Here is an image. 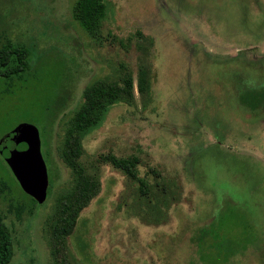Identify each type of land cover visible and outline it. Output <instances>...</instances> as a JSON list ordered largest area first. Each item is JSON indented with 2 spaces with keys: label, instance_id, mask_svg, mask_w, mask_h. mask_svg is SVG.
I'll return each mask as SVG.
<instances>
[{
  "label": "rangeland",
  "instance_id": "1",
  "mask_svg": "<svg viewBox=\"0 0 264 264\" xmlns=\"http://www.w3.org/2000/svg\"><path fill=\"white\" fill-rule=\"evenodd\" d=\"M73 1L0 0V47L29 53L24 70L0 76V136L35 126L46 170L38 198L0 157L7 264H264V0H102L94 35L72 19ZM124 71L130 103L80 136L76 162L97 189L58 242L55 210L73 176L54 150L82 88ZM254 88L255 105L239 101ZM112 159L132 160L133 175Z\"/></svg>",
  "mask_w": 264,
  "mask_h": 264
},
{
  "label": "trees",
  "instance_id": "2",
  "mask_svg": "<svg viewBox=\"0 0 264 264\" xmlns=\"http://www.w3.org/2000/svg\"><path fill=\"white\" fill-rule=\"evenodd\" d=\"M104 3L102 0H74L71 6L72 19L77 25L90 35H94L99 23L103 18ZM144 38V37H143ZM146 39V38H144ZM146 44H139L143 54L147 53V47L151 44L147 40ZM29 56L28 49L22 45L5 44L0 47V76L8 77L26 68V60ZM149 65L144 58H140L137 64L135 75V87L139 94H146L149 91ZM132 78L124 71L118 81H98L86 85L82 88L79 103L73 111L69 120V128L63 136L60 149L55 148V155L61 160L66 168H69L72 184L62 199L59 200L55 210V221L52 225V238L58 242L63 236L71 231L75 217L79 210L89 201L97 189V181L93 176L85 174L83 169L76 162L80 154V136L95 125L103 111L115 102L130 103L132 99ZM261 90L251 89L241 91L238 94L239 101L243 103H257ZM112 163L123 168L128 175H133L131 167L132 160L112 159ZM3 186V184H2ZM44 187V186H43ZM42 187V189H43ZM3 190V188H0ZM38 198L41 194L35 189ZM44 194V190L41 191ZM34 193V192H33ZM45 196V195H44ZM24 205V204H23ZM234 208L241 206L234 203ZM10 207V206H9ZM13 210L21 212L22 205H13ZM33 206H27V213H32ZM12 256L11 233L2 221L0 214V264H7Z\"/></svg>",
  "mask_w": 264,
  "mask_h": 264
},
{
  "label": "water",
  "instance_id": "3",
  "mask_svg": "<svg viewBox=\"0 0 264 264\" xmlns=\"http://www.w3.org/2000/svg\"><path fill=\"white\" fill-rule=\"evenodd\" d=\"M0 157L14 179L28 193L33 194L35 189L41 190L46 170L35 126L19 123L0 136ZM40 194L44 196L42 192Z\"/></svg>",
  "mask_w": 264,
  "mask_h": 264
}]
</instances>
